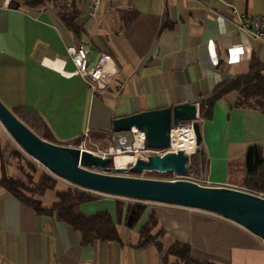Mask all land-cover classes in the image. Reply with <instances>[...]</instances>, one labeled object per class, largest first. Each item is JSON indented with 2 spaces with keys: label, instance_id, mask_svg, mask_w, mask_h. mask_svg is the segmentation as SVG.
Here are the masks:
<instances>
[{
  "label": "crops",
  "instance_id": "0c3cea01",
  "mask_svg": "<svg viewBox=\"0 0 264 264\" xmlns=\"http://www.w3.org/2000/svg\"><path fill=\"white\" fill-rule=\"evenodd\" d=\"M32 1L12 0L0 10V100L9 109L36 113L49 131L46 141L75 148L87 132L97 145L111 144L119 118L196 105L202 181L244 190L248 150L259 146L264 156V109L236 107L238 91L218 100L206 119L202 104L220 85L248 74L253 60L264 63V45L236 31L240 19L264 16V0H104L95 18L90 0H73L72 27L61 9ZM72 46L90 49V68L109 57L106 70L114 76L105 91L70 76ZM185 151L195 153V141ZM92 194L99 200L81 212H109L120 241L84 244L70 225L37 214L0 186V264H167L166 252L177 242L200 263L264 264V241L222 217L141 203L147 213L130 229L118 222L117 203L131 201ZM41 201L50 208L55 192ZM152 213L159 222L153 233L163 236L140 249V229Z\"/></svg>",
  "mask_w": 264,
  "mask_h": 264
},
{
  "label": "water",
  "instance_id": "95a60500",
  "mask_svg": "<svg viewBox=\"0 0 264 264\" xmlns=\"http://www.w3.org/2000/svg\"><path fill=\"white\" fill-rule=\"evenodd\" d=\"M0 123L27 155L56 177L83 191L210 213L239 225L264 241V196L230 187H205L187 180L143 178L147 173L189 177L192 156L203 140L196 105L184 104L173 109L140 113L113 123L114 133L144 132L147 148L154 151H169L174 140L173 131L190 127L195 135V153L169 151L113 167L114 158H103L40 138L1 100Z\"/></svg>",
  "mask_w": 264,
  "mask_h": 264
},
{
  "label": "trees",
  "instance_id": "16d2710c",
  "mask_svg": "<svg viewBox=\"0 0 264 264\" xmlns=\"http://www.w3.org/2000/svg\"><path fill=\"white\" fill-rule=\"evenodd\" d=\"M46 1L56 0H33L32 6H42ZM61 9L63 20L72 27L75 14L68 13L69 10ZM264 63L253 60L248 74L240 76L234 82L220 85L213 96L202 104L203 119L208 118L213 105L224 95L232 91L240 93L236 104L238 108H250L255 110L264 109ZM31 131L40 138L48 139V129L43 120L31 111H12ZM183 126H186L184 124ZM80 141H75L71 145L77 146ZM15 156H21L15 152ZM5 149L0 143V186L9 191L18 198L23 204L32 208L39 215L55 216L58 220L70 225L74 230L81 233L84 244H91L98 241L118 242L119 231L118 224L114 221L112 215L107 211H102L92 216H86L81 212V207L85 204L99 200L97 195L80 189L68 187L59 190V183L54 178L43 175L38 183H34L30 177L25 183L21 179L11 177L7 173L4 162ZM200 152H197L191 159L189 177L196 180H203L202 173L205 171V161L201 160ZM115 165L114 161L111 165ZM34 170V168H33ZM149 174V173H147ZM146 175V174H145ZM136 176V175H131ZM165 177L168 175H158ZM243 189L245 191L264 196V156L263 150L259 146L251 147L247 152V176L244 181ZM48 192H55L56 202L46 208L41 201ZM147 213V207L141 203L123 202L117 203L118 222L125 220L126 226L130 229L137 227ZM159 222L154 213H152L146 224L140 229V242L138 248L145 249L158 244V239L163 236L162 232L154 235L153 231L157 228ZM166 263L171 257L176 258L173 264H214L200 263L191 258V248L182 243H174L166 252Z\"/></svg>",
  "mask_w": 264,
  "mask_h": 264
},
{
  "label": "built area",
  "instance_id": "2783aa9c",
  "mask_svg": "<svg viewBox=\"0 0 264 264\" xmlns=\"http://www.w3.org/2000/svg\"><path fill=\"white\" fill-rule=\"evenodd\" d=\"M90 2L92 7V16L95 18L97 17L98 11L101 5L103 4L104 0H90ZM11 4H12V0H0V10L9 9ZM41 7L42 9L58 10L60 8H65L68 10H73L74 6H73V0H56V1H46V3ZM236 31L264 45V16L255 17L249 20L240 19L236 25ZM67 54L69 59H71V61L74 63L76 68V71L74 73H71L70 76L81 77L94 92H103L106 90L112 77L114 76L113 73L106 70V65L109 61V57L103 56L97 67L90 68L89 48L72 46L67 49ZM88 136L89 133L87 132L84 137H88ZM138 142H140L141 145H138ZM112 143H113L112 146L108 148L104 153L96 156H100L103 158H115L117 156L137 157L143 155L144 157L142 158H148L150 156H160L162 154H166L169 151H175L173 150V144L169 151L149 150L146 146L145 133L140 132L138 130H132L130 132H123V133H115ZM77 149H80L81 151L90 152L85 148V145L77 147ZM175 176L177 178L175 181L187 180V181L195 182L205 187H216L215 185H212L209 182L192 180L190 177L183 178L177 175ZM132 202H136V201H132Z\"/></svg>",
  "mask_w": 264,
  "mask_h": 264
},
{
  "label": "rangeland",
  "instance_id": "374dc122",
  "mask_svg": "<svg viewBox=\"0 0 264 264\" xmlns=\"http://www.w3.org/2000/svg\"><path fill=\"white\" fill-rule=\"evenodd\" d=\"M187 125V124H186ZM187 128V127H185ZM182 130V129H180ZM176 131V130H174ZM80 143L77 146H74L75 148L80 147L82 145H85V148L89 150L90 152L94 153L95 155H101L104 153L108 148L112 146L113 143L108 145H97V140H94L90 135L88 137H83L81 140H79ZM0 143L2 144L3 148L5 149V158L4 162L6 165L7 173L11 177H15L17 179H21L25 183L27 180L31 177L33 179L34 183H38L40 178L43 175H48L59 183L58 189L63 190L68 187L71 188H77L70 183L56 177L53 175L48 169H46L43 165L35 161L33 158H31L29 155H27L20 146L15 142V140L12 138V136L6 131L4 126L0 123ZM192 149H190L188 152L191 153ZM15 152L20 153L21 156H15ZM117 164L120 163H131L132 159L129 157H120L117 160ZM34 168V170H33ZM97 172H102L99 170H95ZM0 175H1V166H0ZM145 179H153V180H165V181H175L177 178L175 175H168L165 177H159L156 176L155 173L152 174H146L143 176ZM192 180H196L191 178ZM196 181H202V180H196ZM79 189V188H77ZM81 190V189H80ZM131 203H137L132 202ZM156 235V233L154 234Z\"/></svg>",
  "mask_w": 264,
  "mask_h": 264
},
{
  "label": "bare ground",
  "instance_id": "6f19581e",
  "mask_svg": "<svg viewBox=\"0 0 264 264\" xmlns=\"http://www.w3.org/2000/svg\"><path fill=\"white\" fill-rule=\"evenodd\" d=\"M173 150L179 151V150H186L189 148L190 144L195 141V135L190 127L182 128V130L176 129V131H173ZM138 145H141L140 142H138ZM120 157H129L132 159V162L135 161V159L144 157L143 155L133 157V156H117L114 159H118ZM113 160L115 164H117V161ZM112 161V163H113ZM112 165V164H111Z\"/></svg>",
  "mask_w": 264,
  "mask_h": 264
}]
</instances>
